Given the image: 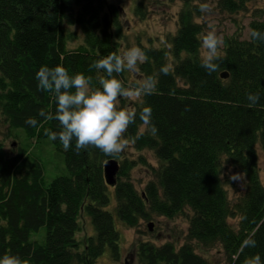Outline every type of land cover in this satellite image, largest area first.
<instances>
[{
    "label": "trees",
    "instance_id": "16d2710c",
    "mask_svg": "<svg viewBox=\"0 0 264 264\" xmlns=\"http://www.w3.org/2000/svg\"><path fill=\"white\" fill-rule=\"evenodd\" d=\"M252 1L218 0L217 6L239 14L249 11ZM201 4L184 0L177 29L164 43H140L147 60L138 65L137 76L129 71L120 75L125 85L147 76L157 83L153 94L129 102L118 98V107L136 110L137 118L124 134L127 148L113 157L94 147L77 153L74 141L65 151L44 134V128L59 131V122L39 116L41 109L54 112L55 101L51 92L38 88L36 73L43 65L62 64L99 86L97 77L104 73L91 65L121 52L128 35L124 8L106 0H0V255L18 254L29 264H98L108 252L119 261L118 221L139 229L153 215H187L184 242L138 240L140 264H211L199 248L216 244L230 264H246L256 254L264 264L259 161V147L264 151V41L250 35L264 32V11L254 10L247 36L240 27L223 36L220 69L209 75L199 60L197 37L206 32ZM147 8L142 1L135 13L144 17ZM163 66L169 74L160 71ZM249 92L260 94L255 106H249ZM146 106L151 108L149 124L139 118ZM29 117L37 127L26 123ZM12 136L16 139L9 149L6 141ZM36 147L46 155L52 151L64 162L65 173L49 179L42 156L33 155ZM129 148L152 151L157 163L145 154L134 158ZM113 159L120 168L111 185L104 166ZM139 163L151 175L141 189L133 178ZM229 167L245 178L235 201L224 177ZM83 217L91 220L94 232L81 240ZM232 217L238 218L237 225ZM249 240L254 247L247 245Z\"/></svg>",
    "mask_w": 264,
    "mask_h": 264
},
{
    "label": "clouds",
    "instance_id": "9594fccd",
    "mask_svg": "<svg viewBox=\"0 0 264 264\" xmlns=\"http://www.w3.org/2000/svg\"><path fill=\"white\" fill-rule=\"evenodd\" d=\"M200 10L206 13L210 11V7L204 3L200 5ZM250 35L253 40L264 41V32L252 30ZM197 38L201 41L202 48L200 66L209 75L219 71L223 60L220 52L223 40L214 25L209 24L208 30L199 33ZM146 60L147 56L140 47L110 52L91 65L98 72L104 73L97 77L99 86H94L92 77L83 73L70 74L62 64L41 66L36 73L38 88L52 93L55 110L49 112L41 109L39 116L45 121L59 122V131L44 128V134L52 141L58 140L65 151L72 147L74 141L77 153L94 147L107 156H119L128 146L124 134L135 123L137 112L118 107V98L153 94L157 83L154 77L147 76L125 85L119 77L125 71L138 72V65ZM160 71L165 75L169 74L167 66H163ZM247 100L250 107L255 106L260 100V94L249 92ZM139 118L144 124H149L151 108L146 106L140 110ZM26 123L37 127L38 122L29 117ZM231 178L237 180L240 176L236 173ZM246 243L248 246H255L254 240ZM0 264H29V261L18 254L5 252L0 255ZM246 264H262L260 255L252 256Z\"/></svg>",
    "mask_w": 264,
    "mask_h": 264
},
{
    "label": "rangeland",
    "instance_id": "374dc122",
    "mask_svg": "<svg viewBox=\"0 0 264 264\" xmlns=\"http://www.w3.org/2000/svg\"><path fill=\"white\" fill-rule=\"evenodd\" d=\"M107 3H116L124 8V21L125 29L128 33L125 43L121 48V52L131 47H140V43L143 44H159L166 41L167 35L174 32L177 29L178 12L183 6L184 0H106ZM144 1L148 4L146 15L140 17L135 13V9L138 3ZM198 1V0H197ZM202 3H206L210 7V11L204 14V26L205 30H208V25L213 24L217 34L223 39V36L228 33L235 32L239 27L244 29V36H247L249 29V23L253 16L254 10L264 11V0H253L250 4V9L247 12H241L239 14H228L222 12L217 6L218 0H201ZM132 78L137 76V72H131ZM139 96H132L128 99L134 101ZM3 132L7 131V128L2 129ZM24 138L26 132L19 130ZM15 136L8 139L7 147L12 148V142L15 140ZM18 141V140H17ZM20 143L18 142L13 148H18ZM37 158L41 155L42 160L47 165L48 177H52L65 173L66 166L64 162H58V158L53 157V152L49 151L46 155L38 148L32 150ZM129 153L134 158H137L140 154H145L147 160L156 164L157 159L153 152L150 150H144L139 153L132 148H129ZM259 161L261 177L264 183V151L259 147ZM53 162V163H52ZM52 166V168H50ZM238 173L240 179L233 180L231 177L233 174ZM51 174V175H50ZM151 177L150 171L147 166L139 163L133 169V178L137 186L141 189L145 183ZM224 177L226 179V187L232 201H235L241 192L245 188V178L241 172H238L235 168L229 167L225 169ZM83 217L82 225L83 229L79 233V238L84 240L87 236L94 232L92 222L89 218ZM230 221L234 224H238V218L232 217ZM154 223V228L149 229V223ZM118 229L121 232L122 237V258L119 261H114L110 258L108 252L103 254L98 264H140L135 254V247L138 240H153L158 243H164L167 241H175L178 244L184 242L189 225V219L187 215H180L175 218H168L165 216L153 215L149 221H143L139 229L127 227L121 221H118ZM199 250L207 256L211 261V264H230L220 244H216L210 248H202Z\"/></svg>",
    "mask_w": 264,
    "mask_h": 264
},
{
    "label": "water",
    "instance_id": "95a60500",
    "mask_svg": "<svg viewBox=\"0 0 264 264\" xmlns=\"http://www.w3.org/2000/svg\"><path fill=\"white\" fill-rule=\"evenodd\" d=\"M223 76H227L226 73L222 74ZM120 165L119 161L116 159L109 160L105 163L104 169H105V176L108 184H115L116 183V175L119 171ZM150 230L154 228V223L151 222L149 224Z\"/></svg>",
    "mask_w": 264,
    "mask_h": 264
}]
</instances>
